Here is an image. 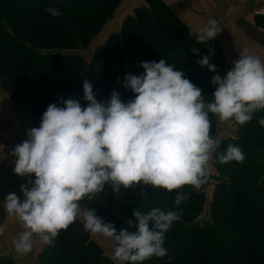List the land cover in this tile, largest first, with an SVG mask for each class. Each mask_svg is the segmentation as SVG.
<instances>
[{
	"label": "trees",
	"instance_id": "16d2710c",
	"mask_svg": "<svg viewBox=\"0 0 264 264\" xmlns=\"http://www.w3.org/2000/svg\"><path fill=\"white\" fill-rule=\"evenodd\" d=\"M119 4L120 0H0V88L23 107L33 127H39L49 104L63 107L60 97L79 99L82 107L87 106L83 59L64 51L88 47ZM49 6L58 8L61 15L51 16L46 11ZM255 23L264 29V14L257 15ZM121 32L122 41L110 35L94 51L87 68L86 80L98 101L109 100L113 91L119 92L125 103L134 99L135 94L123 87V79L125 74H143L141 62L163 59L183 71L203 89L206 103L212 102L215 85L211 79L216 73L201 67L197 60L209 55L222 78L230 70L222 50L211 41L197 43L196 33L163 0H145L137 6ZM209 49L214 53L209 54ZM209 118L211 135L216 116L210 113ZM262 118L264 109L244 125L237 124V139L221 142L218 151H226L232 144L241 149L245 160L221 164L232 183L221 185L214 195L209 218L202 217L203 190L192 186L168 192L138 185L121 187L117 193L106 184L103 191L81 203L118 230L127 226L134 209L142 213L153 207L182 211V219L165 234L168 254L142 264H264V190L257 191V182L264 177V127L258 123ZM177 192L188 196L179 208L174 204ZM0 264H13V260L1 256ZM34 264L115 263L77 218L59 233L54 245H44Z\"/></svg>",
	"mask_w": 264,
	"mask_h": 264
},
{
	"label": "clouds",
	"instance_id": "9594fccd",
	"mask_svg": "<svg viewBox=\"0 0 264 264\" xmlns=\"http://www.w3.org/2000/svg\"><path fill=\"white\" fill-rule=\"evenodd\" d=\"M46 11L61 15L53 6ZM221 30L217 20H209L196 33L197 43L214 40ZM193 53L199 55V50L193 48ZM197 63L216 73L211 79L212 102H205L203 89L183 71L161 59L141 62V75L125 74L123 87L135 94L127 103L117 91L109 100L98 101L92 84L84 80L86 107L79 99L63 97L58 98L63 107L48 105L39 127L27 129V139L11 152L14 173L35 177L21 185L23 201L15 193L3 201L5 211L24 229L13 241L18 253L32 250L34 236L54 245L59 233L82 216L84 231L113 242L111 258L119 264H142L168 254L165 234L182 219V211L134 209L127 226L118 230L80 202L91 200L106 184L117 193L121 187L138 185L168 192L185 186L199 190L207 183L214 154L220 164L244 162L238 146L229 144L226 151H218L221 140L210 135L209 114L244 125L264 109V61L243 49L223 78L209 55ZM258 123L264 127V118ZM187 199L177 192L174 204L179 208Z\"/></svg>",
	"mask_w": 264,
	"mask_h": 264
},
{
	"label": "crops",
	"instance_id": "0c3cea01",
	"mask_svg": "<svg viewBox=\"0 0 264 264\" xmlns=\"http://www.w3.org/2000/svg\"><path fill=\"white\" fill-rule=\"evenodd\" d=\"M163 1L193 33H197L206 27L211 19L219 22L222 30L214 40L210 41L213 46H217L222 50L229 61L230 69L234 66L232 62L239 59V53L243 49H248L250 54L258 56L261 61H264V29L258 27L255 23L256 15L264 13V0ZM144 2L145 0H133L134 7H131L129 14L133 13L137 5L139 6ZM125 17L127 15H123V18ZM121 24L122 19L119 25L114 23L109 28L106 26L104 30L107 33L102 37L99 35L95 38L97 39L96 48H101L110 35L118 36L119 32L121 33ZM30 128H33L32 120L27 117L23 107L0 88V203L4 201L8 195L7 193H9L6 190L7 188L11 190L10 193H14V190H16L17 193L15 194L23 201L24 197L20 192L21 185L29 179L33 181L35 179L34 175L24 178L17 176L13 171L15 157L11 155L13 148L27 139L26 130ZM8 164L10 165L8 166ZM0 213L6 227V232L3 230V234L10 237H6L4 241L8 243L9 240L13 243L24 229L14 216L5 211L3 205ZM92 238L102 246L98 239L93 236ZM44 245L38 239L34 241L33 248L29 253L20 254L13 245L8 248L5 254L13 262L34 264L36 256L43 251ZM102 247L104 248V246ZM111 250H113L112 247Z\"/></svg>",
	"mask_w": 264,
	"mask_h": 264
},
{
	"label": "rangeland",
	"instance_id": "374dc122",
	"mask_svg": "<svg viewBox=\"0 0 264 264\" xmlns=\"http://www.w3.org/2000/svg\"><path fill=\"white\" fill-rule=\"evenodd\" d=\"M131 7H134L133 0H120V4H119L118 8L116 9V12L114 13V15L109 18V20L105 24L103 30L93 38V40L91 41V43L89 44L88 47H86V48L79 47L78 49H75V50H67V51L65 50L64 51V52L69 53V54H76L83 59V68H84L83 80H86L87 68L90 64L92 54L97 49L96 48L97 47L96 46L97 39H95V38L99 35L101 37L104 36L107 33L104 30L105 27L107 26V28H109V27L113 26L114 23L116 25H119V23L121 22V19H122V24H121V31H122V25H123L124 21L126 20V18L128 16L131 15V14H129L131 12ZM262 14H264V13H262ZM123 15H127V17L123 18ZM259 15H261V14H259ZM117 31L119 32V30H117ZM117 37L119 38L120 41H122V32L121 33L119 32ZM98 40L100 42L99 38H98ZM4 93H6V92H4ZM238 130H239L238 125L234 120L221 121L216 116V126H215L214 130L212 131L211 135L213 137L219 138L222 142V141L227 140V139H237L239 136ZM9 165L10 164H8V166ZM209 168H210V175L207 178V183H205L203 186H201V189L203 190V193H204V211L202 214L203 218H209L213 197L219 191L220 186L225 184V183L228 184L229 186H231V183H232L230 180V176H228V174L223 170L221 164L214 158V156H213V159L209 162ZM257 187H258L257 191L264 190V177H262L257 182ZM6 190H8L9 193L11 191L9 188H7ZM9 193H7V194H9ZM11 193H13V192H11ZM14 193H17L16 190H14ZM7 194H5V195H7ZM81 204H82V206L84 205L83 203H81ZM2 205H3V202L0 203V211H2ZM83 208H87V207L84 205ZM0 216H2L1 213H0ZM79 218L83 222L82 216ZM3 230L5 231L6 227H5L3 219H1V217H0V257L1 256L7 257L8 255H6L5 252L8 250V248H11V246H13V243H11V241H9V240H8V243L4 241L6 237L7 238H10V237H9V235L8 236L4 235ZM92 236L101 242L102 246H104V248H105V249L103 248L104 251L106 250L105 254L111 258L112 252H113V250H111V247L112 248L114 247L113 242L111 240L105 239V238L98 236V235L91 234V237ZM38 239H39L38 237H35V236L33 237L34 241H36ZM37 256H36V259H37ZM36 259H35V261H36ZM114 263L119 264L118 261H114ZM13 264H22V262H19V261L15 262L14 261Z\"/></svg>",
	"mask_w": 264,
	"mask_h": 264
}]
</instances>
